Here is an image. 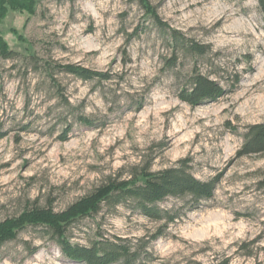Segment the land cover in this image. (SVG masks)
Returning a JSON list of instances; mask_svg holds the SVG:
<instances>
[{"label":"rangeland","instance_id":"obj_1","mask_svg":"<svg viewBox=\"0 0 264 264\" xmlns=\"http://www.w3.org/2000/svg\"><path fill=\"white\" fill-rule=\"evenodd\" d=\"M147 1L168 27L210 50L179 53L169 67L166 32L138 0H41L35 14L10 10L0 20V37L14 51L0 57V220L27 201L62 210L135 166L159 170L187 158L195 177H218L215 192L194 209L187 197L160 203L180 216L149 242L143 263L264 264V153L237 154L247 125L264 122L258 2ZM47 63L51 71L75 63L111 78L84 81L57 71L52 82ZM193 67L224 87L232 75L239 80L217 100L192 106L177 93ZM160 224L122 205L104 206L75 222L71 239L149 241ZM33 245L39 249L29 255ZM0 264L74 263L28 227L0 245Z\"/></svg>","mask_w":264,"mask_h":264},{"label":"trees","instance_id":"obj_2","mask_svg":"<svg viewBox=\"0 0 264 264\" xmlns=\"http://www.w3.org/2000/svg\"><path fill=\"white\" fill-rule=\"evenodd\" d=\"M40 1L0 0V20L10 10H26L30 14H35ZM256 1L264 19V0ZM138 2L146 16L166 32V43L172 49L173 55L167 61L169 67L176 64L179 53L197 56L210 50L209 45L197 43L180 31L168 27L147 0H138ZM13 55L14 51L0 37V57L10 59ZM28 56L34 58L33 54ZM46 68L52 82L56 81L54 72L57 71L72 74L84 81L111 78L107 73L75 63L57 64L56 71H51V63H47ZM238 80L237 75H232L227 81V87H224L219 81L193 67L187 82L180 87L177 97L192 106L212 102L232 91ZM141 106L142 103L139 101L135 110H140ZM79 120L87 125L93 124L92 119L86 116H80ZM2 136L3 133H0V137ZM262 153H264V122L247 125L237 154L243 156ZM188 162L187 158H182L173 165L159 170H152L149 164L135 166L127 177L109 179L62 210H55L50 204L39 205L36 201H27L17 214L0 220V245L16 239L19 232L32 227L39 228L42 236L46 235L52 240L65 260L70 263L144 264V256L149 255L147 250L149 242L162 235L166 227L180 216L175 209L161 207L160 203L169 197H187L190 208L194 209L200 202L210 199L215 192L218 177L201 180L190 172ZM118 205L125 206L151 221L161 223L150 235L149 241L139 238L137 242H133L128 238L109 239L102 236L88 239L87 243L72 241L71 229L75 222L98 214L104 206L114 209ZM28 249L29 255H33L39 248L33 245Z\"/></svg>","mask_w":264,"mask_h":264}]
</instances>
